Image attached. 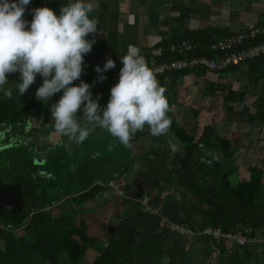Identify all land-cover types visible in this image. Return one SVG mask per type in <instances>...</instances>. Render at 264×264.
Wrapping results in <instances>:
<instances>
[{"label":"trees","instance_id":"1","mask_svg":"<svg viewBox=\"0 0 264 264\" xmlns=\"http://www.w3.org/2000/svg\"><path fill=\"white\" fill-rule=\"evenodd\" d=\"M39 6H48L59 12L58 0H31L24 18L30 21L31 9ZM115 37L113 31L109 32L107 40L98 33L87 36L88 39L95 38V43L85 54L81 79L92 85L94 98L99 94L101 107L108 102L104 98L106 82L119 78L120 56L127 51H106V45ZM221 38L224 37L214 39L211 34L200 31L186 33L178 39H163L150 49L141 48V54L151 70L150 51L157 48L164 51L162 59L156 60L157 64L185 57L217 59L223 53L212 50L211 45ZM182 40L191 41L196 48L186 55L170 52L171 45ZM109 56L116 61V67L103 73L106 79L98 81L100 74L95 71V66L103 67ZM191 73L198 79L206 78L204 95L213 98L221 95L226 112L239 114L247 124L264 125L262 56L243 66L219 71V78L223 79V76L225 81H209L210 72L201 67L157 75L159 84L165 89L168 101L166 115L171 124L160 135H153L145 125L143 130L132 136L131 147L118 145L109 149L112 136L97 137V132L102 133L103 130L98 127L92 134V140L86 139L83 146H75L71 152L63 149L58 155L51 149L46 165L34 161L30 143L25 140L17 146L0 150V183L7 181L21 185L25 201L20 214L0 210V264H61L62 257L71 264H85L84 258L90 249L98 253L91 264H195L197 253L194 245L200 246L205 257H211L217 251L219 264H264V247L259 253L255 246L245 247L244 253H239L237 248L229 252L225 242L217 244L206 235L195 236L190 242L183 234L171 230L168 223H163L166 219L195 232L212 227L240 233L246 238H264V163L247 167L246 175H242L234 158L231 140L223 136L213 123L196 124L188 133L172 114L173 99L169 91L176 87L180 77ZM9 74L15 84L13 87L5 84L0 90V127L9 124L14 133L22 136L25 132L19 126L24 117L28 114L34 118L51 115L49 105L60 98L62 90L50 101L42 102L35 95L43 82L39 74L22 94L17 87L19 72ZM167 78L171 83L166 84ZM73 83L78 84L79 80ZM233 84L238 85V89ZM255 91L257 98L252 105L247 104L246 95ZM237 104L240 111L236 112ZM148 135L150 142L145 140ZM92 143L98 144L96 153L90 149ZM133 144H140L142 148L137 157ZM115 155L119 158L117 165ZM71 167L73 173L69 171ZM138 168L146 170L147 174L139 184L125 186L127 198L122 204L128 208L114 222V229L109 231L107 240L90 237L84 219L88 207L95 205L106 193L109 188L105 185L109 181L121 183L125 174L136 172ZM43 170L46 174L57 171V180L45 178ZM234 175L238 177L236 183L232 181ZM62 181L67 183L63 185ZM59 190L64 194L71 193L76 207L70 206L61 216L54 217L48 208L69 196L55 195ZM137 195L147 199L148 205L157 209L159 214L146 212Z\"/></svg>","mask_w":264,"mask_h":264},{"label":"clouds","instance_id":"2","mask_svg":"<svg viewBox=\"0 0 264 264\" xmlns=\"http://www.w3.org/2000/svg\"><path fill=\"white\" fill-rule=\"evenodd\" d=\"M31 0H0V86L8 73L19 72L17 87L24 93L39 74L42 84L35 95L42 102L62 95L49 105L55 130L70 141H85L97 128L107 130L120 143L131 147L132 136L148 126L153 135L164 133L171 124L166 115L165 89L147 65L141 49L129 43L120 56L119 79L110 88L106 106L99 94L94 98L92 85L81 79L85 54L95 38L98 20L90 17L91 0H68L59 12L48 6L31 9L32 18H24ZM116 67L109 56L103 67L95 66L103 81L107 70ZM79 80L78 84L73 81ZM11 95V92H8ZM82 109L78 117L77 110ZM175 147V146H173Z\"/></svg>","mask_w":264,"mask_h":264},{"label":"crops","instance_id":"3","mask_svg":"<svg viewBox=\"0 0 264 264\" xmlns=\"http://www.w3.org/2000/svg\"><path fill=\"white\" fill-rule=\"evenodd\" d=\"M66 3H68V0H58V9H60L62 4ZM91 3L92 11L89 13V15L90 17H94L98 20V35L103 40H107L110 31H113L116 34V37L113 39L112 43H108L106 45V51L108 52L127 50L129 43L137 45L140 49H150L156 44L160 43L163 39H178L185 36L186 33H195L197 31L211 34L214 39L217 38V36H222L225 38L230 35L247 31L252 27L260 26L264 23V0H91ZM208 75L210 77L209 81H225L223 76H221L223 79L219 78L220 75L218 73L216 74L210 72ZM236 77L238 78V75H236ZM116 80L118 79H115V81ZM165 82L166 84H169L171 83V80L167 78ZM205 82V77L198 79L192 73L180 77L176 82V87L169 91L171 98L174 97V94L184 97L182 91L184 87L181 85L183 83L186 86L184 88L185 97H188V95L193 93L197 94L198 92H196L195 89L202 90L200 95L201 97L205 93V88H203ZM104 92H106L104 93V98L108 101L110 94H107V87L105 88ZM250 95L253 99L251 103H253L257 98L258 93L256 91L253 93H248L246 95V99ZM175 98L179 100V97ZM251 103L247 104L252 105ZM175 107L178 108L177 110H180L182 113H185L188 110V108H179V104H177ZM171 108L173 115L178 113V111L175 113L173 110V104ZM43 117L46 118L47 116ZM44 118L42 119L44 120ZM47 129L51 132L56 131L54 126L51 127L50 125L47 127ZM97 129L98 127L90 134L87 139L90 138L92 140V134L96 133ZM44 131L45 128L40 129V133L43 134ZM102 133L104 134V137H108L109 135L112 136L105 129L102 130ZM58 135L59 137H67L66 135ZM64 137L63 141L60 140L61 142H56L52 145V150H58L59 148H62L71 152L75 146H83L84 141L78 144H75L74 141L70 147L68 146V142L64 140ZM149 138L150 136L148 135L145 140ZM118 145L123 146V144L120 143L116 137L112 136L108 148L112 149L114 146ZM137 145L140 144H136L135 146L138 147ZM97 146V143H92L90 149L96 153ZM50 151L51 150H49L47 154ZM47 154L40 155V163L43 165H46L49 162ZM117 156L118 155H115V165L118 164L117 160L119 158ZM136 165L139 166V163ZM69 171L73 173L74 169L71 167L69 168ZM136 172L131 171L125 174L124 177L121 178V183H123L125 186L139 184V179L133 182L135 175L134 173ZM56 173L57 171H53L49 174H46V171L44 170L42 172L45 178H51L54 181L57 180L55 175ZM62 182L63 185L67 183V181ZM66 189L67 188H65V190ZM55 195L69 196L61 198L58 202L54 203L50 208H48L54 217L61 216L62 213L67 211L69 206L76 207L73 201H70L72 200L71 197L73 196L71 193L64 194L62 190H59V192H56ZM113 195H115L113 190L108 189L106 193L98 199L95 205L88 207L89 209L84 214V219L87 224V233L90 237L106 241L108 235H106V238H104L102 236L103 233H100L99 230H104L107 233H109V231H113L114 222L117 221L119 217H122L126 212L128 207L122 204L123 200L118 197L114 198ZM68 201H70V205L67 203ZM100 206L103 207L100 208ZM55 207H57L56 213L54 212ZM115 207H117L118 211L115 215L111 216L104 214L106 211H108L106 209L113 210ZM99 218L101 221L96 223ZM87 254L91 255V259L87 262L85 261V264H91L98 256L97 251L93 249H90ZM200 254L201 252L199 251V254L197 253L196 258L199 259L204 253L201 255ZM215 257L218 260V255ZM215 257H205L203 255L200 260L202 261L200 264H206L208 261H212V259Z\"/></svg>","mask_w":264,"mask_h":264},{"label":"rangeland","instance_id":"4","mask_svg":"<svg viewBox=\"0 0 264 264\" xmlns=\"http://www.w3.org/2000/svg\"><path fill=\"white\" fill-rule=\"evenodd\" d=\"M7 76L9 80L5 84L13 87V85L15 84V81L13 80L12 75L9 74ZM117 82L118 80L116 81L111 80V81L106 82L107 94H110V88ZM184 83L181 85H183V87L185 88L186 86ZM5 84L0 86V90L5 86ZM233 86L238 89V85L233 84ZM184 88L182 89L184 97H182L181 95L174 94L173 95L174 97L172 98L173 99V110L175 111V113L176 111H178L177 110L178 108L175 107L177 104H179V108H182V109L188 108L187 112L185 113L184 112L182 113L179 110L178 113L174 114L176 118L173 116L175 119L179 121V125L181 127H184V129L188 133H191L193 128L196 126V124L203 126L205 124L213 123L215 127L218 129V131L221 132L223 136H226L227 138L231 140L232 148L234 150V158L239 166V170H240L239 173H241L242 175L243 174L246 175L247 167L252 166V165L259 166L262 163H264V125L261 126L258 123L254 125L247 124V122H244L241 120L239 114L237 113L233 114V113L226 112L222 105L221 95H218L217 98H213L211 96L209 97L205 95H202L200 97L202 90L195 89V91L198 92L197 94L193 93L191 95H188V97H185ZM175 97H179V100H177ZM252 100L253 99L250 95L246 99V102L251 103ZM235 108H237V110H235L236 112L240 111L239 104L235 105ZM77 115L78 117L82 116V109L77 110ZM24 118L25 120L20 124L19 128L24 130L25 135L21 136L20 134H15L11 129V125L9 124H6L5 126L0 127V150L3 151L4 149H7L8 147L17 146L24 140L28 141L31 146L30 149L31 151H33L32 154L34 156V161L39 164L40 155L41 154L46 155L47 152L52 149L53 144H55L56 142H61L60 140L63 141L64 136L59 137L58 135L59 133L57 131L51 132L47 129L49 125L51 127L54 126V122L52 121V115H47L46 118L42 117L44 118V120L40 117L34 118L31 114H28ZM42 128H45V132L43 134L40 133V129ZM100 136H104V134L97 132V137H100ZM100 138H103V137H100ZM149 139H147L146 141H149ZM64 140L68 142V146L70 147H71V144H73L74 142V141H70L67 137H64ZM75 144H78V143L75 142ZM135 145L133 144V148H135L136 150L135 155L137 156L141 154L142 148L140 145H138V147H136ZM53 151H56V153L59 155L60 152L61 153L63 152V149L59 148L58 150H53ZM134 174L135 175L133 178V182L138 179L139 180L143 179L142 177H144L145 174H147V172L144 169L138 168L137 172ZM233 177L234 178L232 179V181L236 183L238 180V177L236 175H234ZM5 183H12V182L5 181ZM113 196L114 198L117 197L116 195H113ZM70 201L67 202L69 205L71 204ZM102 207L103 206H100V208ZM56 208L57 207L54 208L55 213H56ZM106 210L108 211H106V213L104 214L111 215V216L115 215L118 212L117 207H115L113 210H109V209H106ZM107 217H110V216H107ZM92 219H95V218H92ZM100 221L101 219L99 218L98 221H96V223ZM99 231L100 233H103L102 236L106 238V235H108V233L101 229ZM194 250L196 251V253L199 252L200 246L194 245ZM203 255H201L199 259L196 258L195 256V264H200V262H202L200 260L203 257ZM217 255H218V252L215 251L213 252L211 257H215ZM215 258L212 259V261L210 262L208 261V263L206 264H218L219 261L217 260V258L215 260ZM90 259H91V255L86 254L84 263L85 261L87 262ZM61 264H71V263H69L66 257H62Z\"/></svg>","mask_w":264,"mask_h":264},{"label":"built area","instance_id":"5","mask_svg":"<svg viewBox=\"0 0 264 264\" xmlns=\"http://www.w3.org/2000/svg\"><path fill=\"white\" fill-rule=\"evenodd\" d=\"M252 42H255L252 44ZM196 48V45L189 40H182L179 43L172 44L170 52L185 54ZM214 51L223 53L220 58L208 59L205 57H185L182 60L166 61L157 64V59H162L163 49L157 48L150 51L151 67L154 75L165 74L167 72H177L186 70L188 68H204L209 72H216L228 69L232 66H242L249 61L256 60L264 56V23L260 26L252 27L247 31L240 32L235 35L227 36L223 39L217 40L211 45ZM124 177V176H123ZM107 188L112 189L114 194L120 199H126V187L123 183L116 180H111L105 185ZM146 212L152 214H159L157 209L148 205L147 199H140ZM163 223H168L169 228L173 231L179 232L186 236L189 241L195 236L206 235L211 236L217 244L225 242L228 251L231 252L235 248L239 253H244V248L248 246H255L256 252H261L264 247V238L251 237L246 238L240 233L224 232L220 228H205L203 231L195 232L187 227H182L174 223L168 222L166 219ZM215 248H213V251ZM199 254V252H197Z\"/></svg>","mask_w":264,"mask_h":264},{"label":"water","instance_id":"6","mask_svg":"<svg viewBox=\"0 0 264 264\" xmlns=\"http://www.w3.org/2000/svg\"><path fill=\"white\" fill-rule=\"evenodd\" d=\"M136 197L138 199L142 198L140 195ZM24 207V190L22 186L14 183H0V210L10 211L17 215L24 210Z\"/></svg>","mask_w":264,"mask_h":264}]
</instances>
